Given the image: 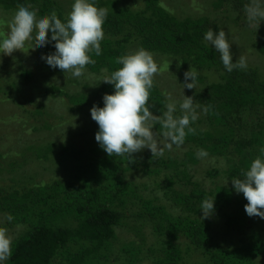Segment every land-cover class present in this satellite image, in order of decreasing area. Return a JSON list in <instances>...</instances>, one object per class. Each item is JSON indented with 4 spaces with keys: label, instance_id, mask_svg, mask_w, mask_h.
Instances as JSON below:
<instances>
[{
    "label": "trees",
    "instance_id": "obj_1",
    "mask_svg": "<svg viewBox=\"0 0 264 264\" xmlns=\"http://www.w3.org/2000/svg\"><path fill=\"white\" fill-rule=\"evenodd\" d=\"M249 3L212 1L217 10L241 14ZM21 4L31 5L37 17L55 11L63 19L72 0H0V8L13 13ZM97 4L108 10L102 53H92L95 63L85 70L109 75L120 67L118 56L141 47L167 56L170 64L161 69L174 70L182 82L191 67L198 73L196 86L184 92L198 105L195 131L159 158L150 150L133 153L131 161L108 156L95 140L98 125L90 109L103 106L112 85L98 81L93 86L83 76L73 78L48 65L41 67L47 77L34 85V71L24 65L23 84L9 86L5 97L22 105L13 132H44L47 140L38 137L20 150L0 148V228L12 238L5 264H260L264 219L246 215L247 200L234 191L231 178L240 177L264 147V21L249 25L240 14L233 19L240 25H233L226 13L179 16L164 0ZM218 28L230 36L239 33L240 49L258 59L246 60V69L225 71L219 53L203 40L208 29ZM232 47L235 61L240 56ZM34 48L55 51L53 43ZM201 70L215 72L216 78L207 82ZM30 82L34 86H27ZM23 85L32 88L27 92ZM11 91L17 94L10 96ZM166 91L153 83L149 103L156 115L167 102ZM42 98L58 100L59 113L49 112ZM198 149L208 156L197 158ZM204 198L214 199V209L201 219Z\"/></svg>",
    "mask_w": 264,
    "mask_h": 264
},
{
    "label": "clouds",
    "instance_id": "obj_2",
    "mask_svg": "<svg viewBox=\"0 0 264 264\" xmlns=\"http://www.w3.org/2000/svg\"><path fill=\"white\" fill-rule=\"evenodd\" d=\"M244 12L249 25H259L264 21V0H250ZM107 16L108 10L98 6L97 0H72L71 10L63 19L55 11L37 17L31 5H18L7 33H0V54L24 50L26 43L31 41H34L31 48L53 43L55 51L42 55L41 59L51 68L80 78L85 74V67L95 63L91 54L99 56L102 53L103 25ZM49 32L51 36H48ZM203 40L219 53L225 71L230 73L247 68L245 57L233 60L230 47L234 41L224 29H208ZM115 62L120 67L99 78V83L111 84L114 91L104 94L102 107L94 104L90 109L91 118L98 125L95 140L100 148L108 156H127L131 161L133 153L145 148L150 150L152 157L159 158L165 150L181 147L186 135L195 131L191 125L199 118L193 97L184 95L177 101L166 96L163 111L156 115L149 103L154 76L160 71L154 54L141 47L118 56ZM197 76L190 67L181 83L183 90L195 88ZM201 111L207 112L208 107ZM196 156L205 158L208 153L198 149ZM231 182L234 191L242 193L247 200L246 215L264 219V147L246 169L241 170L240 177L231 178ZM199 209L203 213L201 219L209 217L214 209V199L204 198ZM11 254L12 238L6 229L0 228V264H5Z\"/></svg>",
    "mask_w": 264,
    "mask_h": 264
},
{
    "label": "rangeland",
    "instance_id": "obj_3",
    "mask_svg": "<svg viewBox=\"0 0 264 264\" xmlns=\"http://www.w3.org/2000/svg\"><path fill=\"white\" fill-rule=\"evenodd\" d=\"M136 1H139V0H123L124 3L125 2L126 3L136 2ZM212 1L213 0H164V2L167 5H169L170 8L176 11L177 15L181 14L182 16H197V15L208 14L212 18H217V17L219 18V15L221 16L222 13H226V16L229 15L230 18L233 20V19H236L241 14L240 11L236 9L231 10L232 12L231 11L223 12L222 9L217 10L214 8ZM13 14L14 13L11 10L4 11L2 8H0V33H7L8 24ZM240 16H241V21L246 20L245 13H242ZM233 23H232L233 25L239 24V22H237L236 20L235 21L233 20ZM231 27L232 26L229 27V30H231ZM230 39L234 41L231 44V46H233L232 48H234V50L236 51H233V52H235L238 56H243L245 57L246 60L251 59L250 61H253L255 58H257L255 54H250L248 51L240 49L241 36L239 35V33L237 32L234 33L232 36H230ZM32 42L33 41L27 42L24 50H15L10 55L0 54V87L2 88L0 91V148L6 145H12L11 147L20 150L19 148L21 147L28 146L29 144H33L37 142L38 137L42 138V142L43 141L45 142L47 140L46 139L47 134L44 135L45 134L44 132L43 133L28 132L29 134L27 133V135H25L24 133L23 134L19 133L17 135V132L19 131L18 130L15 134V132H13L14 130L13 128L14 127L18 128L19 125L14 115L18 113V111L22 110V105L20 104L19 101L15 104L12 101H10L8 98H5L6 95H9L7 94L9 92L8 91L9 86L14 84L16 87V86H21L23 84V82L20 80L22 78H19V74L24 65H25L24 66L25 68H29L34 71V75H35L34 85L40 83L41 81H43L44 78L47 77L46 76L47 72L44 74L41 71V67L44 65H47L45 61L41 59V56L47 55V54L39 52V49L37 48H31ZM136 49L137 48H134L133 50H136ZM154 58L157 61L158 66L160 68L159 73L154 76V82L157 83L158 86H160L162 89L167 90L166 92L168 96H171L173 99L177 101L183 99L184 95L186 94L182 88L183 85L181 83L183 82L180 78V75L176 74L174 70H171V69L170 70L166 68L161 69V66L164 65L165 63L170 64V59H168L167 56L162 55V54H154ZM259 60L256 62L258 63ZM54 69H58V68H54ZM203 73L205 75H208V78L206 79L207 82L216 78V77L214 78V74H213L215 72L203 71ZM50 76L54 79L59 78L55 74H51ZM101 77L102 75H94V74L88 73L85 70L83 81L88 80L89 82H92L94 86L98 83L99 78ZM32 84L33 83L30 82L27 86L32 85ZM32 86L30 88H25L23 85L24 90L27 92L31 90ZM13 94H17V93L15 91H11L10 96H13ZM28 98L31 99V97H28ZM42 100H41L42 102L48 103V106L50 107V109L48 110L49 112H51L52 114L55 111L58 112L56 108V107L58 108L60 107L59 103H57L58 100L50 101V102H47V100H44L43 98ZM54 139H57L59 142L61 141L59 137H54ZM145 150L147 152L149 151L147 148H145L139 152L143 153L145 152ZM216 224H217L216 226L217 231L218 232L223 231V229L220 226L223 224H218L217 222ZM12 233L15 236L19 235L18 232L16 231ZM223 233L226 236V232L223 231ZM128 236L129 237L131 236L130 233L128 234ZM229 236L230 235L227 233V237H226L227 240L231 239V238H228ZM151 237H152V240L156 239L152 235ZM232 238L237 239L235 237H232ZM156 241L158 240L156 239ZM149 261L150 260H148L147 262ZM260 264H264V258L260 259Z\"/></svg>",
    "mask_w": 264,
    "mask_h": 264
}]
</instances>
